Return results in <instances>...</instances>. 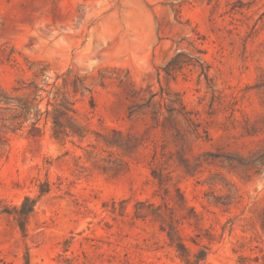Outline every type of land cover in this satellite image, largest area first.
I'll list each match as a JSON object with an SVG mask.
<instances>
[{
    "label": "rangeland",
    "instance_id": "1",
    "mask_svg": "<svg viewBox=\"0 0 264 264\" xmlns=\"http://www.w3.org/2000/svg\"><path fill=\"white\" fill-rule=\"evenodd\" d=\"M172 3L182 5L184 19L206 37L218 90L213 98L197 71L172 82L212 138L192 139L190 172L179 163L172 133L128 119L127 91L111 79L129 71L137 87L158 91L157 68L175 54L172 40L188 33L175 24ZM157 17L173 26L166 39H159ZM6 43L15 47L19 64L0 65V86L11 91L18 79L33 78L24 57L48 65L52 81L62 75L58 90L75 103L81 135L56 137L51 117L41 120V134L30 122L10 134L8 157L0 163V264H25L27 252L31 264H182L158 222L134 217L138 201L163 203L151 175L155 145L166 147L167 202L180 218L190 214L188 207L201 217L179 227L187 246L193 252L210 246L207 264H238L241 255L263 264L254 259L264 255V167L243 170L226 159L210 165L207 153L247 157L264 148L247 135L264 117L262 95L253 89L264 72V0H0V46ZM100 74L108 77L103 85ZM76 78L93 89L94 109L89 94L74 92ZM129 134L139 139L132 150L111 144ZM218 171L242 196L228 212L209 204L212 195L231 193L207 183ZM46 182L51 191L39 199L24 236L5 211L25 197L38 198ZM230 219L233 231L222 235Z\"/></svg>",
    "mask_w": 264,
    "mask_h": 264
},
{
    "label": "trees",
    "instance_id": "2",
    "mask_svg": "<svg viewBox=\"0 0 264 264\" xmlns=\"http://www.w3.org/2000/svg\"><path fill=\"white\" fill-rule=\"evenodd\" d=\"M167 6L170 7L174 14L175 24L188 33L187 35H180L176 40H172L176 46L175 54L163 66L157 68L158 91L147 92V90L137 87L129 71H126V75L114 76L111 74V79L117 80L119 86L124 87L127 91L131 102L128 107V119L130 121L143 119L151 123L149 129L159 130L164 135L172 133L179 163L190 172L193 165L186 154L188 150L192 151V139L210 142L212 138L207 128L199 121L198 114L188 108L180 92L172 87V82H175L180 76H185L187 71H197L199 80H205L213 98L216 97L218 90L216 89L215 79L211 76L213 66L206 58L208 54V50L204 46L207 40L206 37L196 27H192L189 20L184 19L182 5L172 3ZM156 21L159 39H166L167 31H172L173 29L171 22L159 17L156 18ZM9 46H11L9 43L0 46V65L5 62L12 63L14 66L19 64L15 57L16 49L14 46H11L10 52L7 53ZM5 54L6 59L3 60L1 56ZM24 60L27 67L26 71L30 72L33 78L30 80L18 79L11 91L0 86V163L8 157L10 134L22 131L25 128V122H30L32 132L41 134L42 129L39 126L41 120L51 117L56 137L67 139L74 135H81V130L74 118L77 114L75 103L66 93L61 94L58 90V82L62 75H57L56 79L52 81L48 65L30 60L28 57H24ZM106 78L108 77L105 74H100L101 85L104 84ZM73 87L74 92H81L83 95L89 94V103L91 108L94 109L96 103L93 89L80 78L75 79ZM253 89L262 95V106L264 107V72ZM53 91H56L55 96L49 98ZM47 98L46 108L43 109L42 104ZM50 108H52V111ZM30 114L32 116L28 117ZM64 120H66V124ZM247 135L259 138V142H264V138H261V136H264V117L260 124L250 125L247 129ZM136 143H139V139L131 134L126 139L118 137L111 142L112 145L123 147L127 150H132ZM161 149L162 151H159L158 145H155V153L151 163V175L159 186V191L155 193V196H160L163 203L156 205L149 200L138 201L135 206L134 217L144 220L151 218L158 222L160 231L166 235L169 245L175 249L182 264H207L211 247L202 245L196 252H193L185 243L179 229L184 220L195 219V221L199 222L201 220L200 214L194 208L188 207L190 214L180 218L176 215V209L167 202V198L170 196L167 185L171 178L170 173L166 172V147L162 146ZM207 156L212 160L209 163L210 165H215L226 159L230 164H236L243 170L254 168L257 165L264 167V148L252 151L247 157L241 154L227 157L214 153H207ZM207 183L211 186L223 185L224 187H229L231 192L229 195H212V197H209V204L216 207H224L225 212H228L231 205L238 203L239 199L242 198L237 186L230 182L221 171L214 173ZM50 191L51 186L49 182H46L41 185L38 198L25 197L19 207L6 209L5 212L13 217L24 236L28 232V219L35 212L39 199ZM161 191H164L163 194L160 193ZM177 192L180 196L181 204H185V198L179 188ZM260 220L261 227L264 230V210ZM229 223H231L230 226H228ZM234 224V220L230 219L223 227L222 235L225 234L227 229L231 233ZM73 240V238H70L64 242L65 251L69 250ZM193 240L199 244L197 240ZM254 260L264 264V255ZM251 261V258L241 255L238 264H250ZM25 264H31L29 252L26 254Z\"/></svg>",
    "mask_w": 264,
    "mask_h": 264
}]
</instances>
